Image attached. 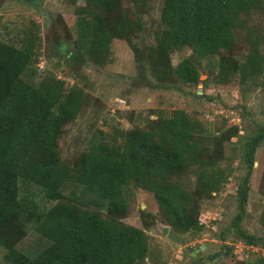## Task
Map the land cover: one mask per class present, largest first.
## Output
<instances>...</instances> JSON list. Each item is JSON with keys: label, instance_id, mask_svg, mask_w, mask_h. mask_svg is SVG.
<instances>
[{"label": "trees", "instance_id": "16d2710c", "mask_svg": "<svg viewBox=\"0 0 264 264\" xmlns=\"http://www.w3.org/2000/svg\"><path fill=\"white\" fill-rule=\"evenodd\" d=\"M152 1L130 0L135 9L131 21L123 0H84L85 5L76 11L77 36L64 65L74 82L70 89L52 72L38 86L22 78L35 62V32H22L21 45L0 38V248L6 264H142L149 255L146 235L121 221L128 212L131 186L152 194L158 213L175 231L201 229L196 200L174 178L191 166L201 168L197 190H219L225 177L218 166L220 158L213 157L210 146L220 135L209 134L185 111L159 116L145 128L119 130L109 139L95 134L72 165L61 159L57 147L62 126L75 121L88 102L84 86L76 83L82 79L78 66L89 60L110 62L107 57L116 39L132 44L130 39L142 30L141 15ZM262 4L264 0H162V29L155 34V45L146 56L133 47L139 59L135 62L138 80L151 90L181 92L200 83L193 58H217L210 72L218 83L227 84L234 74L241 86L255 82L263 74L264 55L251 32L246 35L250 46L243 61L229 57L236 30H245L248 16ZM182 48L190 49L192 57L173 66L169 53ZM235 132L234 128L226 131L228 137ZM263 140L264 125H258L240 147L248 169L239 180L237 213L229 226L245 245L257 249L264 248V238L247 233L240 224L255 150ZM19 180L35 185L54 204L39 210L33 201L23 203L18 197ZM28 224L48 241L34 256L17 248ZM260 225L264 229V211ZM246 264H264V257Z\"/></svg>", "mask_w": 264, "mask_h": 264}, {"label": "rangeland", "instance_id": "374dc122", "mask_svg": "<svg viewBox=\"0 0 264 264\" xmlns=\"http://www.w3.org/2000/svg\"><path fill=\"white\" fill-rule=\"evenodd\" d=\"M84 5V0H6L0 5L2 40L21 45L22 32L26 31L35 32L38 37L34 45L35 62L22 75L25 82L38 86L41 79L52 72L64 80L66 88L70 89L74 82L67 76L68 70L64 65L70 57L68 50L71 41L77 36L76 11ZM262 5L250 13L245 30H236L237 41L230 59L239 63L243 61L250 46L247 32H251L252 37L259 41L264 55ZM161 7L162 0H153L141 15L142 30L136 39H130L132 44L120 39L112 42L107 57L110 62L95 63L89 60L85 65L78 66L82 79H76V83L84 86L88 102L75 121L62 126L57 140L60 157L67 165H72L95 134L100 133L102 138L109 139L119 130L145 128L148 121H154L159 116L169 117L174 110L185 111L209 134L220 135L210 146L213 157L220 158L218 166L225 177L219 190L211 193L197 190L196 178L202 172L201 168L191 166L178 179L174 178L196 200L194 207L198 208L201 229L191 233L175 231L166 225L158 213L152 194L133 186L130 187L128 212L121 221L142 229L146 235L149 255L142 264L249 263L264 257V248L245 245L236 237L233 229L229 230V226L237 213V186L248 169L240 147L258 125H264V71L255 82L244 86L239 83L237 74L232 75L227 84H220L210 72H214L217 58H193L201 74L200 83L196 86L184 87L181 92L145 87L138 80L136 63L139 59L133 47L139 55L146 56L148 48L155 45V34L162 29L159 22ZM123 10L133 21L135 9L130 0H123ZM57 42L65 44L56 47ZM188 57H192V53L187 48L169 53L173 66ZM231 128L236 129L234 137H228L226 133ZM221 139L220 144L218 141ZM247 184L248 198L240 226L247 233L264 238V229L260 225V215L264 211V140L255 150ZM18 188V197L23 203L33 201L39 210L54 204L46 201L40 189L31 183L19 180ZM25 208L29 210L26 205ZM99 210L106 217L105 209ZM220 237L224 239L221 241ZM47 245L48 241L28 224L17 248L28 256H34ZM0 264H6L2 248Z\"/></svg>", "mask_w": 264, "mask_h": 264}, {"label": "built area", "instance_id": "2783aa9c", "mask_svg": "<svg viewBox=\"0 0 264 264\" xmlns=\"http://www.w3.org/2000/svg\"><path fill=\"white\" fill-rule=\"evenodd\" d=\"M40 68H42V67L40 66Z\"/></svg>", "mask_w": 264, "mask_h": 264}]
</instances>
